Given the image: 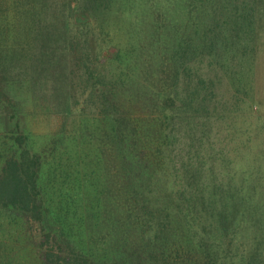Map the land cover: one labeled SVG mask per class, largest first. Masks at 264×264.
<instances>
[{
  "label": "trees",
  "instance_id": "obj_1",
  "mask_svg": "<svg viewBox=\"0 0 264 264\" xmlns=\"http://www.w3.org/2000/svg\"><path fill=\"white\" fill-rule=\"evenodd\" d=\"M263 22L0 0V264H264Z\"/></svg>",
  "mask_w": 264,
  "mask_h": 264
},
{
  "label": "rangeland",
  "instance_id": "obj_2",
  "mask_svg": "<svg viewBox=\"0 0 264 264\" xmlns=\"http://www.w3.org/2000/svg\"><path fill=\"white\" fill-rule=\"evenodd\" d=\"M261 30L263 31L261 36V44L259 49V59H258V66H257V88L259 96L262 98V103H259L258 109L261 114H264V22L262 23ZM57 119L55 117L48 118L47 121L41 124L45 130H48L51 127H55L57 125Z\"/></svg>",
  "mask_w": 264,
  "mask_h": 264
}]
</instances>
